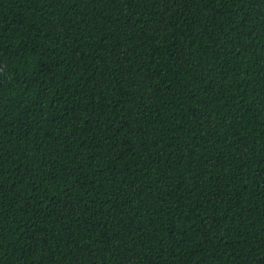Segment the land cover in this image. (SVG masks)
<instances>
[{
	"label": "trees",
	"instance_id": "obj_1",
	"mask_svg": "<svg viewBox=\"0 0 264 264\" xmlns=\"http://www.w3.org/2000/svg\"><path fill=\"white\" fill-rule=\"evenodd\" d=\"M0 264H264V0H0Z\"/></svg>",
	"mask_w": 264,
	"mask_h": 264
}]
</instances>
